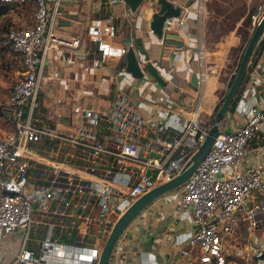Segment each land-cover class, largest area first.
I'll use <instances>...</instances> for the list:
<instances>
[{"label":"built area","instance_id":"1","mask_svg":"<svg viewBox=\"0 0 264 264\" xmlns=\"http://www.w3.org/2000/svg\"><path fill=\"white\" fill-rule=\"evenodd\" d=\"M62 1L0 0L8 5L0 19L19 14L4 33L22 66L0 99V112L11 125L0 129V239L14 229L23 235L7 264H97L117 217L138 195L178 173L210 125L202 120L199 104L185 118L156 108L166 133L154 135L139 152L136 139L146 124L137 103L125 94L105 109L73 103V122L40 112L42 66L48 49L61 41L54 25ZM171 1L180 12L164 19L161 41L186 21V4ZM263 12L264 0H258L253 22ZM67 42L76 45L78 39ZM172 52L178 57V49ZM198 54L203 57L204 49ZM230 112L231 122L220 127L178 186L176 214L191 222L182 238L174 236L181 243L178 264H264V100L240 95ZM126 227L113 245V264L120 260L118 241Z\"/></svg>","mask_w":264,"mask_h":264},{"label":"crops","instance_id":"2","mask_svg":"<svg viewBox=\"0 0 264 264\" xmlns=\"http://www.w3.org/2000/svg\"><path fill=\"white\" fill-rule=\"evenodd\" d=\"M178 1L186 4V21L165 32V40L161 41L149 27V13L154 5L148 0H143L131 12L123 0H63L54 25L61 41L52 45L44 57L38 91L39 111L65 123L73 122L69 117L73 103L105 109L125 94L137 103L146 124L136 139L139 152L146 151L154 135L166 133L156 108L175 110L185 118L199 104L202 120L209 122L250 33L246 36L235 28L208 31L205 1ZM143 7L148 9L145 15ZM75 38L76 45L68 44L67 41ZM128 47H133L141 57L143 54L137 48L146 49L164 82H159L145 67L141 76L127 70L124 53ZM201 48L203 57L198 54ZM173 49L179 50L178 57L174 56ZM235 51L239 53L234 63ZM142 64L140 61L141 67ZM247 68L248 79L240 95H254L264 100V46L258 53L253 51L246 71ZM201 70L205 71L204 77L200 75ZM167 94L171 99L164 98ZM231 120L228 109L221 125ZM177 191L178 186L155 196L130 222L118 241L122 251L116 264L179 263L176 252L181 243L174 236L178 234L182 238L191 228V222L186 218V226L177 227L179 220L184 219L176 214ZM161 220L167 223L164 225ZM142 232L148 239L140 243ZM182 244L186 245L184 241ZM108 264H113V251Z\"/></svg>","mask_w":264,"mask_h":264},{"label":"water","instance_id":"3","mask_svg":"<svg viewBox=\"0 0 264 264\" xmlns=\"http://www.w3.org/2000/svg\"><path fill=\"white\" fill-rule=\"evenodd\" d=\"M143 0H124V2L129 6L131 10H137L140 3ZM157 6L156 10L151 11L149 17V27L153 33L158 37L162 38L163 36V21L167 16L178 15L180 12V6L174 5L171 0H156L154 4ZM142 13L145 15L148 13L147 7L142 8ZM264 31V12L256 22L251 35L246 42V45L243 49L242 55L239 60V64L233 76L231 83L229 84L223 99L213 114L208 131L204 140L200 143L194 153L186 161L182 169L172 176L169 179L161 181L152 187L145 190L143 193L138 195L130 205L117 217L113 223L108 235L106 236L103 246L101 248L97 264H108L110 254L113 248V245L118 238L119 234L127 226V224L141 211V209L147 205L155 196L173 189L179 186L194 170L196 165L199 163L205 152L209 149L214 136L219 132L221 121L226 114L228 107L232 101V98L241 82V79L246 71L247 63L252 55L256 44L258 43L262 33ZM143 55L142 57L138 55L133 47H128L125 50L126 57V68L131 73L136 76H141L143 74V67L153 75L159 82L163 83L164 80L160 73L157 70V67L152 63L148 58V53L143 47H138ZM189 51L186 50V54ZM140 61L143 62L142 67L140 66ZM26 264H34L28 262Z\"/></svg>","mask_w":264,"mask_h":264},{"label":"rangeland","instance_id":"4","mask_svg":"<svg viewBox=\"0 0 264 264\" xmlns=\"http://www.w3.org/2000/svg\"><path fill=\"white\" fill-rule=\"evenodd\" d=\"M206 3V29L208 31H228L229 29L235 28V30L242 31L244 35H249L253 26L256 22L252 20V14L257 10L258 1L252 2V0H204ZM255 7L253 10V4ZM249 7V11H248ZM252 7V8H250ZM29 8L24 10V14L29 15ZM19 14H6L1 17L0 29L3 23H14L15 17ZM239 51H235V60L237 61V55ZM21 61L17 52L13 49L12 45L6 40V36L3 31H0V99L4 98L8 93L11 83L14 81L19 71L21 70ZM6 116H3L0 112V129L1 128H11V125ZM225 124L222 123L221 126ZM222 128V127H221ZM36 148V147H34ZM38 152L45 155H49L48 151H43L36 148ZM30 186L33 185V181L30 182ZM263 220H264V210H263ZM181 223L177 225L183 228L186 226V218L179 220ZM178 221V222H179ZM177 222V223H178ZM162 224H166L167 221L161 220ZM156 228H153L155 231ZM22 232L19 229H14L9 233L3 235L0 239V264L9 263L14 257L16 252L19 250L22 241ZM90 237H93L90 235ZM148 239V235L145 232L141 233L139 242H143ZM264 245V241L262 242ZM245 264L241 260H235L232 264Z\"/></svg>","mask_w":264,"mask_h":264},{"label":"trees","instance_id":"5","mask_svg":"<svg viewBox=\"0 0 264 264\" xmlns=\"http://www.w3.org/2000/svg\"><path fill=\"white\" fill-rule=\"evenodd\" d=\"M255 1H258V0H252V2H255ZM255 3H256V2H255ZM255 3L253 4V10H254V7H255ZM7 7H8L7 4L0 3V13H2V12H6V11H7ZM250 8H252V7H250ZM249 10H250V9H249V7H248V11H249ZM0 20H1V19H0ZM8 25H9L8 22L3 23V24L1 25V29H0V31L5 32V31L7 30V28H8ZM254 26H255V25H254ZM254 26H253V28H254ZM253 28H252V30H253ZM252 30H251V32H252ZM251 32H250V35H251ZM4 35H5V33H4ZM250 35H249V37H250ZM5 36H6V35H5ZM249 37H248V39H249ZM248 39H247V41H248ZM6 40H7V38H6ZM247 41H246V42H247ZM9 43L11 44L10 41H9ZM245 45H246V43H245ZM245 45H244V47H245ZM263 46H264V35L260 38L259 42L257 43V45H256V47H255V50H254V53H258V52H260L261 49L263 48ZM244 47H243V49H244ZM243 49H242L241 54H240V56H239L237 66H238V64H239V60H240V57H241V55H242ZM16 52H17V51H16ZM17 54H18V52H17ZM18 55H19V54H18ZM19 58H21L20 55H19ZM20 61H21V60H20ZM237 66H236V69H237ZM248 70H249V68H247V71H245V73H244V75H243V77H242V79H241V82H240V84H239V86H238V88H237V90H236V92H235V94H234V96H233V98H232V101H231V103H230V105H229V107H228L229 110H231V109L233 108V106H234L236 100L238 99V97L240 96V94H241V92H242V90H243V88H244L245 82H246L247 79H248V74H249V73H248V72H249ZM235 71H236V70H235ZM234 74H235V72L231 75L230 80H229V83H228V86H229V84L231 83ZM227 88H228V87H227ZM226 90H227V89H226ZM225 92H226V91H225ZM224 94H225V93H224ZM224 94H223V96H224ZM223 96H222V97L219 99V101L217 102V104H216V106H215L214 113H215V111L217 110V108L219 107V105H220V103H221V101H222V99H223ZM233 262H234V261H230V262L227 263V264H232Z\"/></svg>","mask_w":264,"mask_h":264}]
</instances>
